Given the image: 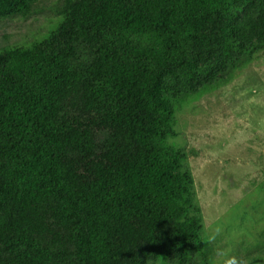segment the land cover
<instances>
[{
  "label": "trees",
  "instance_id": "obj_1",
  "mask_svg": "<svg viewBox=\"0 0 264 264\" xmlns=\"http://www.w3.org/2000/svg\"><path fill=\"white\" fill-rule=\"evenodd\" d=\"M263 50L264 0H66L47 37L1 50L0 264H211L167 139Z\"/></svg>",
  "mask_w": 264,
  "mask_h": 264
},
{
  "label": "rangeland",
  "instance_id": "obj_2",
  "mask_svg": "<svg viewBox=\"0 0 264 264\" xmlns=\"http://www.w3.org/2000/svg\"><path fill=\"white\" fill-rule=\"evenodd\" d=\"M65 6L29 0L0 18V51L43 40ZM174 130L167 143L186 156L211 264H264V50L225 86L183 104Z\"/></svg>",
  "mask_w": 264,
  "mask_h": 264
}]
</instances>
